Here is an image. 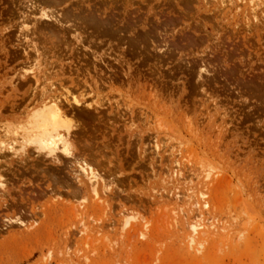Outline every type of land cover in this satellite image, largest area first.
I'll return each mask as SVG.
<instances>
[{"label": "rangeland", "instance_id": "1", "mask_svg": "<svg viewBox=\"0 0 264 264\" xmlns=\"http://www.w3.org/2000/svg\"><path fill=\"white\" fill-rule=\"evenodd\" d=\"M112 1L137 24L57 35L40 15L65 5L0 0V264H264V0ZM159 4L174 18L146 32ZM50 83L82 100L66 120L97 195L5 146Z\"/></svg>", "mask_w": 264, "mask_h": 264}, {"label": "bare ground", "instance_id": "2", "mask_svg": "<svg viewBox=\"0 0 264 264\" xmlns=\"http://www.w3.org/2000/svg\"><path fill=\"white\" fill-rule=\"evenodd\" d=\"M98 1L99 2L92 1V0H76V1H73V0H49V2H53L55 5H65L61 11L62 13L58 12L57 14L56 13L54 14L53 12H51V14H41L40 19H43L46 21H50L52 19L53 20L56 19L55 21H58V22L60 20L64 21V22H62L63 25L60 21L61 24L60 23L59 24L62 25V27L59 29L53 28L51 25H48V27H49L47 29L48 32L55 33L57 35L60 33L66 34V33L70 32L69 30H71L72 27L76 28L77 25H79L81 23V22H79V20L83 19L82 18L83 15H84V17L93 16L97 22H106L107 19H109V18L110 19H113V18L117 19L118 22H123L121 28H119L120 31L122 29H124L125 27L130 28L132 25L137 24V22L140 19L139 16L137 15V13L139 11L138 9L133 8L134 10H131V11H129L127 9V7L130 5V3H128V2L126 4H129V5H127L124 8H120L112 0H98ZM166 2H168V1H166ZM170 4H168V6H166V7L162 6V4H159L157 6V11L154 13L155 19L152 23L150 22L151 24L147 23V25L148 24L151 25V28L149 27L150 29H148L146 32H151L152 30H155L158 27L161 28V26L168 25L169 22H171L173 20L175 9ZM174 6H175V4H174ZM59 15H62L61 16L62 19H60ZM144 15H145V13L143 14V16ZM103 16H106V18L105 19L102 18ZM57 17H59L60 20L57 19ZM88 19H89V17H88ZM118 22H117V24H118ZM64 24H69V25L64 26ZM39 29H37V30H39ZM143 29H144V27H143ZM41 31L45 34V32H44L45 30L43 31V29H42ZM132 32H135V31L133 30ZM153 33H152V35H153ZM155 33H157V32L155 31ZM77 38H79V36ZM173 44H175V43H173ZM174 48H175V46H174ZM33 80H36V82L38 83V79H37L36 75L33 77ZM29 81L30 80H28L27 78H24L22 84H26ZM50 85L51 86L48 89H42L39 91V96H38L39 101L36 103L35 107L28 112L29 118H27L28 120L26 121V124L21 127L22 131H17V128L12 129L9 132L3 131L4 133L6 132V136H5L6 138H5V140H3L4 143H6L5 146L8 147V150H10V151L16 150L17 146L19 149L21 148L20 150L24 151L23 155L20 158L21 162L23 161V162L29 163L28 158H30V159L32 158V159L37 160V163L40 162L42 164L43 163L44 164L45 163L52 164V166L49 165L48 167H51L53 169V171H56V176L55 177L52 176L53 179H51V181L53 182V187L56 189V191H57V189H67V190L71 191V193H74V195L79 194L80 186H78V184L80 181L77 179H74V177H73L74 182H68L65 178L67 175V172H65V171L66 170L71 171L72 168L76 167V165H77L79 167L78 169L80 170L81 174L84 176L82 179H86L87 182L91 184L93 193L95 195H97L98 194V191H97V183H98L97 172H95L91 168L90 163L87 161L86 155L84 153H82V152L79 153L78 151L74 150V139L72 138L73 137L72 125H71L70 121L66 120V118H68L69 115L74 114V112L76 111V109L78 107H81L83 105L82 100L76 98L75 96H72V98H71L70 96L72 94L71 95L69 94V92H70L69 90H66V91L63 90V92H59L58 89L56 87H54L53 83H50ZM36 92H34L32 95H34ZM34 101H36V100H34ZM87 108L93 109V108L89 107V105ZM96 108H97V106H96ZM93 110H95V109H93ZM79 111H81V110L79 109ZM85 111H88V110L86 109ZM89 112L90 111L87 112L88 116H90ZM75 115H76V113H75ZM2 150L3 149H1V151ZM31 154H33L34 156L30 157ZM15 155H16V153H15ZM3 156H4V154H3ZM9 161H10L9 163H11L12 160H9ZM43 169H42V171H43ZM47 169L48 168H45L44 170H47ZM3 182H1L2 183L1 185H4ZM75 183L77 184L76 187L74 185ZM106 186H107V184H106ZM75 188L77 189L76 191H75ZM103 188H105V187H103ZM18 210H20V209H18Z\"/></svg>", "mask_w": 264, "mask_h": 264}]
</instances>
